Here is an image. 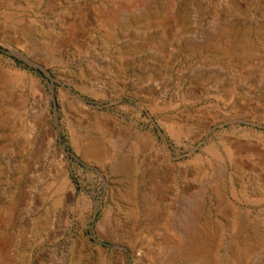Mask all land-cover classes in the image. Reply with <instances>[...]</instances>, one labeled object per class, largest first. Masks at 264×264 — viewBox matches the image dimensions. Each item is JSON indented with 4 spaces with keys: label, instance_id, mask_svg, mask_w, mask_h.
<instances>
[{
    "label": "rangeland",
    "instance_id": "374dc122",
    "mask_svg": "<svg viewBox=\"0 0 264 264\" xmlns=\"http://www.w3.org/2000/svg\"><path fill=\"white\" fill-rule=\"evenodd\" d=\"M0 264H264V0H0Z\"/></svg>",
    "mask_w": 264,
    "mask_h": 264
},
{
    "label": "water",
    "instance_id": "95a60500",
    "mask_svg": "<svg viewBox=\"0 0 264 264\" xmlns=\"http://www.w3.org/2000/svg\"><path fill=\"white\" fill-rule=\"evenodd\" d=\"M16 57H17L19 60H21L23 63H25L26 65H28V66H30V67H34L33 64H32L30 61H28L26 58H24V57H22V56H19V55H17ZM41 71H42V70H41ZM42 72H43V71H42ZM43 74H44L45 76H47L45 72H43Z\"/></svg>",
    "mask_w": 264,
    "mask_h": 264
},
{
    "label": "bare ground",
    "instance_id": "6f19581e",
    "mask_svg": "<svg viewBox=\"0 0 264 264\" xmlns=\"http://www.w3.org/2000/svg\"><path fill=\"white\" fill-rule=\"evenodd\" d=\"M13 75V74H12ZM13 76H15V75H13ZM12 78V77H11ZM201 251V250H200ZM203 251V250H202ZM202 251H201V253H202ZM203 253H205V252H203Z\"/></svg>",
    "mask_w": 264,
    "mask_h": 264
}]
</instances>
